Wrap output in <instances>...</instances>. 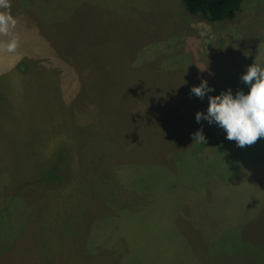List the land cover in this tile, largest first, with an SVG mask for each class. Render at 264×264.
Segmentation results:
<instances>
[{
    "label": "rangeland",
    "instance_id": "374dc122",
    "mask_svg": "<svg viewBox=\"0 0 264 264\" xmlns=\"http://www.w3.org/2000/svg\"><path fill=\"white\" fill-rule=\"evenodd\" d=\"M11 12L0 264H264V138L239 147L195 118L209 96L250 91L264 0L222 21L182 0H11ZM203 80L215 91L200 99Z\"/></svg>",
    "mask_w": 264,
    "mask_h": 264
},
{
    "label": "clouds",
    "instance_id": "9594fccd",
    "mask_svg": "<svg viewBox=\"0 0 264 264\" xmlns=\"http://www.w3.org/2000/svg\"><path fill=\"white\" fill-rule=\"evenodd\" d=\"M18 20L11 12V0H0V52L13 53L19 46V37L15 30ZM241 80L250 86L245 94L243 90L221 92L209 96L207 113L197 112L196 121L207 120L215 123L227 133L229 141H235L239 147L255 144L264 138V67L254 63L248 67ZM215 91L207 80L199 86L191 88V94L203 99L208 93ZM195 142L206 143L201 128L193 134Z\"/></svg>",
    "mask_w": 264,
    "mask_h": 264
},
{
    "label": "trees",
    "instance_id": "16d2710c",
    "mask_svg": "<svg viewBox=\"0 0 264 264\" xmlns=\"http://www.w3.org/2000/svg\"><path fill=\"white\" fill-rule=\"evenodd\" d=\"M187 11L209 21H222L239 11L246 0H182ZM90 34V33H89ZM85 36H88L85 32Z\"/></svg>",
    "mask_w": 264,
    "mask_h": 264
},
{
    "label": "bare ground",
    "instance_id": "6f19581e",
    "mask_svg": "<svg viewBox=\"0 0 264 264\" xmlns=\"http://www.w3.org/2000/svg\"><path fill=\"white\" fill-rule=\"evenodd\" d=\"M105 237V236H104ZM107 244V243H106Z\"/></svg>",
    "mask_w": 264,
    "mask_h": 264
}]
</instances>
